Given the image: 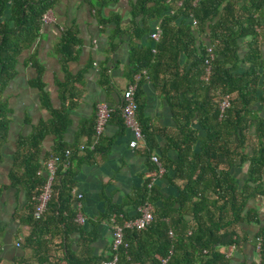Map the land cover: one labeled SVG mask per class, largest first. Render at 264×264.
<instances>
[{
	"label": "trees",
	"instance_id": "obj_1",
	"mask_svg": "<svg viewBox=\"0 0 264 264\" xmlns=\"http://www.w3.org/2000/svg\"><path fill=\"white\" fill-rule=\"evenodd\" d=\"M117 1L94 0L92 9L101 26H116L111 49L123 34L132 38L127 77L136 85V118L151 171L156 169L151 158L157 146L156 131L142 114L140 86L145 77L160 86L169 101L176 128L162 132L165 148L157 158L166 177L173 173L169 180L178 195L165 198L156 185L149 187L148 179L125 204L109 205L102 220L112 228V241L105 252H95L97 231H86L77 221L75 177L81 164L105 155L110 144L103 133L96 134V114L81 128L87 144L64 141L69 111L78 105L86 72L69 71L82 42L75 26L65 27L54 45L64 73V80L57 82L59 108L45 91L44 67L35 55L27 60L36 70L30 86L39 91L40 108L50 119L19 138L8 173L11 186L26 193L25 205L14 214L28 228L16 243L24 254L14 264H102L115 258L116 264H232L229 250L241 252L251 242L256 264H264V0H137L132 16L141 17V24L133 22L127 30L121 28L119 17H102V10ZM59 2L15 0L10 25L1 21L6 2L0 0V152L11 124L3 98L6 86L17 74L21 53L34 44L45 16ZM154 22L161 30L159 40L149 39L139 47L137 42L151 38ZM100 84L110 85L105 67L100 68ZM224 101L228 106L222 109ZM122 102L118 109L111 108L108 123L125 128ZM47 136L55 142L43 153ZM52 159L57 160V171L50 200L36 218L48 177L46 164ZM145 204L152 206L151 224L142 230L124 229L122 244L114 249V228L137 217ZM2 239L0 232V264Z\"/></svg>",
	"mask_w": 264,
	"mask_h": 264
},
{
	"label": "crops",
	"instance_id": "obj_2",
	"mask_svg": "<svg viewBox=\"0 0 264 264\" xmlns=\"http://www.w3.org/2000/svg\"><path fill=\"white\" fill-rule=\"evenodd\" d=\"M4 1L6 10L1 21L12 25L10 8L15 0ZM136 1L118 0L111 3L102 10V17H119L121 28L124 30L130 28L133 22L141 24V17L132 16V6ZM93 3L94 0H60L49 12V20L44 22L34 44L21 53L16 66L17 74L7 84L3 94L10 109L11 120L7 142L0 152V232L3 233V264H14V259L24 254L16 243L18 238L28 231L27 227L21 226L14 219V214L22 210L26 203V193L21 188L11 186L8 178L13 155L17 150V141L20 137L31 134L33 127L40 121L50 119L49 114L40 108L39 91L30 86V81L36 76V70L27 62L28 58L35 55L44 67L45 91L50 94L53 107L59 108L57 82L64 80V73L54 45L65 27L77 28L82 45L78 60L69 64V71L77 74L86 69V72L80 86L78 105L69 111L70 123L64 134V141L69 145L87 144V138L80 135L81 128L92 121L97 105L106 103L110 108L118 109L123 92L131 85L127 73L131 63L132 38L128 33L123 34L114 40L116 47L111 49V34L116 26L114 23L101 26L92 9ZM153 24L155 27L157 23ZM149 39L151 38L146 36L137 42L138 46L147 45ZM185 62V57L181 56L180 64L184 66ZM102 67L108 70V86L100 84ZM160 78L165 79V76ZM140 95L143 117L148 120L151 129L156 131L157 148L152 150V154L160 157L165 148L162 132H171L176 128L172 108L160 86L147 77L140 86ZM103 138L110 144L108 152L105 155H97L90 163L80 165L74 187V195L78 200L75 204L78 210L77 221L84 230L97 231L98 238L93 245L97 254L105 252L112 241V228L102 220L107 207L125 204L150 179L152 172V163L146 153L144 141H139L137 148L131 149L129 142L133 135L128 129L120 127L115 121L109 122L104 129ZM54 142L53 136H47L41 144L43 153L50 152ZM168 155L175 157L173 152ZM172 176L173 173L170 172L166 177L165 170L164 175L153 182V186L156 185L160 195L165 198L178 195L176 186L169 180ZM229 253L233 256L232 264L258 262L253 242L245 245L241 252L231 248Z\"/></svg>",
	"mask_w": 264,
	"mask_h": 264
},
{
	"label": "built area",
	"instance_id": "obj_3",
	"mask_svg": "<svg viewBox=\"0 0 264 264\" xmlns=\"http://www.w3.org/2000/svg\"><path fill=\"white\" fill-rule=\"evenodd\" d=\"M49 20V13L45 16L44 21L47 22ZM161 30L159 27H155L154 32L151 34V39L157 42L160 38ZM208 52L211 53V49H208ZM211 55V54H210ZM212 58V55L210 56ZM210 60H206V64L208 65L206 68L207 75L210 74L209 62ZM135 91L136 85L131 84L122 94V116L124 120L125 128L128 129L132 135L133 139L129 142V147L131 149H135L138 146V142L142 140L143 134L136 118V102H135ZM228 106V101H224L222 103V109ZM112 113V109L106 103H99L96 107V125L95 130L96 134L100 135L104 132V129L110 119V115ZM152 162L155 163L156 169L150 173V183L149 187L153 185V182L159 178H161L165 169L159 162L156 156H152ZM56 159L50 160L47 166V182L44 186L42 194L38 198V206L35 212V217L39 218L41 214L46 210L47 204L50 200L51 196V186L56 175L57 167H56ZM67 165V164H66ZM80 220V219H79ZM153 221L152 215V206L150 204H145L138 209V216L134 219L128 220L124 222L123 226H118L114 228V239H113V248L117 249L123 240V230L124 229H145L148 225ZM117 259H113L109 262H104L102 264H116Z\"/></svg>",
	"mask_w": 264,
	"mask_h": 264
}]
</instances>
